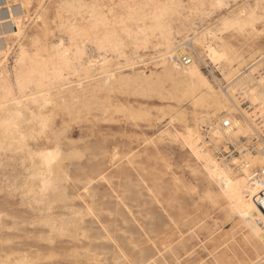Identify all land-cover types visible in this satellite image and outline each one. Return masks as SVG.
Here are the masks:
<instances>
[{"label": "bare ground", "instance_id": "bare-ground-1", "mask_svg": "<svg viewBox=\"0 0 264 264\" xmlns=\"http://www.w3.org/2000/svg\"><path fill=\"white\" fill-rule=\"evenodd\" d=\"M6 1L7 3H10V2L19 3L21 5L19 7L20 9L22 8L21 9L22 11L21 10L16 11L15 9V13H14L12 11L10 12V9L12 7L10 9L8 8L9 13L11 14H8L9 16L7 15L6 18L11 17L15 21L14 23H15V26H17V29L13 30L14 29L13 28L11 30L8 29L6 31L7 34L5 35L6 36L5 43L2 42L1 41L2 39L0 38L1 39L0 40V101H5L6 90L11 88L15 84L18 77L21 79V81H23L27 77L31 76L32 74L35 73L38 75L42 71L41 62L37 60L36 55L33 52L34 37L38 35L44 36L47 33L54 32V29H55V31L58 33V37L54 38L53 36H49V39L55 40V42L58 43L59 42L58 38L61 37L62 35L61 27L63 29V32L66 33L67 30L72 25H76L80 28H85V29L90 28L92 26V22L90 21V16H89V9L82 7V5L107 4L111 6V5H117V4H122V3H127V4L175 3L177 5L179 4L189 5V4L196 2V0H53V2L55 1L57 5L54 4L56 7V8L54 7L56 9V12L54 15H51L50 13H48L49 12L48 10H49V6L50 8L52 6L49 5L48 0H6ZM50 1L52 2V0ZM33 2L36 3V6H37L36 8H38L37 12L35 10L36 12L35 16L32 19V22L34 23L33 25H35V28L32 27L31 25L30 28H34V29L28 31L29 29L22 22V17L26 18L29 15V10H30L29 7H32L31 5L34 4ZM232 2L244 3L245 0H232ZM247 2L251 3L254 6L258 2V0H247ZM34 5L33 7H35ZM115 11H117V13H120L123 10L116 9ZM57 12H59V17L57 16ZM189 16H190V13L183 12L182 14L178 13L174 17L171 18V31L173 33L172 39L174 41V47L172 50V54H168L167 46L156 47L155 45L150 47L147 51H145L143 48L139 49L138 51L130 48L125 53H123L121 56H114L113 54L109 53L107 55H104L103 60H100V63L101 65H104L105 70L101 71L98 69L91 78L86 79L84 81L83 88L79 87L78 81L73 80V87L66 90L65 93L60 97L59 102L57 103L56 107L50 109L49 112L46 113L48 119L50 120V125H51L50 132L47 138L42 139L39 142L35 140H30L27 144H24L20 142L19 138L14 139L11 135L6 134L3 128H0V155L10 152L11 153L10 158H13L14 160L18 159L20 162L19 165L22 167L23 170L22 172H19L18 174H21V175L25 174L24 175L25 179L23 180V182L21 181L22 183L20 182V185H17L19 181L15 182L16 183L14 184L15 188L18 189L20 187L22 188V191H27L28 194L32 196V199L34 200V202L42 204L46 206L48 210H51V208H53L51 207V204H52L51 202H53V200L51 199L55 198L56 200V197L54 196L55 195L57 196L58 195L57 193L61 195V198H59L60 197L59 195L57 196L59 199H66V198H62L63 192L66 191V187L63 182L64 181L67 182V180L71 178L70 174L72 171H70V168H69V164H71L70 162L76 158L79 159L84 156L83 152L76 150L75 146H72L71 138L69 140L68 135H67L68 128L65 126L64 127L60 126L61 127L60 128L58 126L59 125L57 122L58 117L61 118L60 119L61 123L63 125L67 123L68 127H70L69 122L71 121L79 122V121H83V119L85 120L88 118L90 119V117H95V118L98 116L106 117L113 109H115V112H117L116 109L119 110L118 107L122 105V103H120L121 101L120 98L116 97L118 94L119 95L127 94L126 96L128 97H132L134 95L135 97L138 96L137 98L157 97L161 99L162 101H171L175 103L176 105L170 104L168 106H164L167 108L159 109L160 116L157 117V120L160 121L166 118L168 122L164 125L162 131L159 132L158 140L164 141V142L174 141L172 139V134L178 129L176 125H173L172 129L169 130L168 123L170 119L172 118V116L175 114L177 117V124H179L180 120L182 119L185 124H187L189 127L198 131V137H199L200 143H202L201 148L203 149L205 156L210 157L214 165H219L221 169H225L226 173L228 174V178L233 180L234 184L236 181H240V184L238 185L236 189V192H237L236 199L230 200L227 197L219 195V179H220L219 176H217V178L213 180L208 175V173L204 171L202 164H200L199 167H195V169L193 170L197 173H201L207 179V182H208L207 189L208 190L206 188L205 189L208 192L209 191L212 192L213 194L212 197H208L211 203L215 206H219V208L224 212L227 219L236 221L237 222L236 225H239L241 227L239 231L240 234L236 232L230 235V239H232V242H234V246L231 248V250L228 248L222 251L221 253H219L217 250L221 248L226 241L220 244L215 242L213 249L209 252V255H211L212 257L209 263L210 264H251V262L257 258L258 254H264V245H262L261 240L257 235V233L259 232H264V221L259 219L261 215L262 207H260L257 202L258 197L261 195L262 192L256 189V185L259 184L261 180L254 179L251 176L253 171L259 168H264V166L261 165V161H264V93L261 92V88L264 87V85H261L260 83L261 79H264V70H263L264 50H260V45H259L260 41H258V39L260 40L262 36L260 35L244 36V37L238 36L234 41L231 42V47L235 49V51L230 55V58L227 60L217 59L214 62L210 57L202 54L204 50L201 48L200 44L198 43V40L201 39L203 36V32L207 30L206 25L204 24L203 21H201L200 23H197L195 18H192L190 20ZM52 21H56V23L53 24ZM11 24L13 23L11 22ZM44 24L48 25V28L46 31L44 29ZM259 31L260 29L258 28L257 32ZM198 33L200 34L199 36H198ZM100 35H103V28H101L100 30ZM10 39L17 40L16 47H14V45L11 44L13 41L10 43ZM162 43L166 44V41H163ZM49 47L51 46L49 45ZM88 47L92 48L93 45L89 44ZM189 49L195 52L199 60L203 62L205 65H207L205 63L206 60L209 61L210 64H212L215 67L216 71L219 72L220 77L215 75L212 71H211V75L204 73V71L202 70L203 67L201 68L200 63L192 55ZM101 55L103 54L97 52L96 58L99 59ZM125 55L128 56L129 59H124ZM148 55L150 57L146 58ZM185 55H189V57H191V60H190L191 65H188L187 63L183 61V56ZM11 56L13 59L12 64L9 63ZM165 56L167 59L166 67H165V60L162 59V57H165ZM105 60L107 61L106 65H105ZM148 61H149V64H151L152 66L154 65L153 68L149 69V74L145 71L144 69L145 67L144 68L140 67ZM175 65H179V70L176 69ZM193 68H195L196 70L195 74L192 71ZM18 92H19V89H17V93ZM128 94L132 96H129ZM124 96H123V99H125ZM245 102L250 103V106L248 108L243 106V103L246 104ZM123 104H124V101H123ZM187 105L192 110L190 111L192 112L191 113L192 117L189 118L190 120L188 119L189 116L187 117V114L189 112L188 108H185V106L187 107ZM122 107H121V110H119L120 112H122ZM130 107L134 109V107L132 106ZM130 107L127 106L128 109ZM127 108H124V109L127 110ZM124 109L122 113L127 114L125 113ZM128 111H130L131 116L132 115L134 117L140 116L141 118V115H142L141 112L143 110L139 112V114L141 113V115L136 113L135 109H134L135 112L132 110H128ZM113 113H110V114L114 115ZM5 116H6V112L0 109V119L4 118ZM145 116L147 117V122L148 120L149 121L152 120V116L150 112L145 114ZM145 116L143 114L142 118L143 117L145 118ZM113 118L111 117L110 120H112ZM226 119H230L232 122L231 126L228 128H224L222 126V123ZM165 132H168L169 134L164 137H161L160 134L165 133ZM90 134L92 135V132ZM49 141H51V143H49ZM153 142L155 141H152V143ZM37 144L40 150L58 149L62 156L61 163L56 167V175L63 182L59 184V191L51 192L46 197H41L38 195L39 187H38L37 181L32 179V177L38 173L39 161H37L34 164L33 162L34 157L32 154L29 153L28 149L32 148L33 152H35L37 150ZM180 144H183V143L180 142ZM231 145L235 149V151L239 153V155L235 156L233 153L232 155L226 154L227 152L230 151L229 146ZM8 157H9V154H8ZM113 157H117V151L114 152ZM127 159H128L129 164L133 163L134 159H133V155L131 152L128 155ZM118 160H120V158ZM67 161L69 164L67 163ZM115 161L117 162V159ZM10 164L11 163L9 162L8 165ZM0 165L8 167V165H6L5 163H2V160H0ZM125 174H128V173H125ZM99 176L100 178L96 177L95 179L99 180V179L106 178L107 180V177H105L103 171H100ZM22 177L21 179H23ZM114 178H117V176ZM93 180L94 179L92 178L88 180L86 183H83L84 185H82L81 190L78 191L77 197L84 198V195L85 197L86 195H90V196L92 195L91 192L94 188L92 189L91 184ZM10 182H11V179H10ZM76 182L79 183V181L77 180ZM158 185L160 187L159 183ZM85 187L89 189L88 192L84 191ZM249 189H251V191H249ZM94 191L92 192L93 195H94ZM252 192H256L255 197H253ZM66 195L63 197H66ZM73 200L75 199H72L71 201ZM58 201H61V200H58ZM164 201L166 200L164 199ZM248 202H252L256 205L257 211L255 215H253L251 209L247 207ZM56 203L58 204V202ZM64 205H66V203H64ZM35 208H32V209H35ZM47 208H46V211H48ZM242 211L248 212V215L247 216L241 215ZM117 216H119V214ZM31 217H35V216H31ZM41 218L45 219L44 216L43 217L41 216ZM55 219L47 217L45 220L46 224L51 226L52 231L58 230L59 232L61 231V233L62 231H66L65 235L69 236V233H67V230L70 229V227L73 229L74 227L72 226L74 225L68 227L69 223L68 224L65 223L66 221L68 222V220L60 223L59 219L58 220H55ZM67 219H70V218H67ZM71 219L72 220L70 222L74 221L76 218H74V220L73 218ZM77 222H78V219H77ZM180 223H181V220H180ZM206 233H209V231H206ZM72 234H71V237L73 236ZM74 234H77V233L74 232ZM44 239L46 238L44 237ZM13 241H15V239ZM182 244L184 248L187 247L185 243H182ZM162 246H164V244ZM238 247L245 248V250L241 252L242 256L238 255V250H239ZM170 250H172L174 254L176 253L174 252L175 251L174 247L171 248ZM141 252H142L141 256L143 258L144 264L145 263L155 264L157 262L158 252H156L157 254L154 253L150 255L143 251ZM122 255L124 256V254ZM175 255H177V253ZM77 256H78V253H77ZM50 257H51V254H50ZM3 258H1V260ZM114 258H116V256ZM119 258L120 257L117 256L114 264H121L120 263L121 261L119 260ZM176 260L179 261V258H176ZM30 262L28 261V263L26 262V264H30ZM9 264H13V263H9ZM21 264H25V263H21Z\"/></svg>", "mask_w": 264, "mask_h": 264}, {"label": "rangeland", "instance_id": "rangeland-1", "mask_svg": "<svg viewBox=\"0 0 264 264\" xmlns=\"http://www.w3.org/2000/svg\"><path fill=\"white\" fill-rule=\"evenodd\" d=\"M48 1L49 5L52 6L50 8L48 5V13L54 15L56 12L54 4L57 5V3H55V1L53 2V0L52 2L50 0ZM0 3V38L2 39L0 40L5 43L6 31L13 28V30L17 29L14 23L15 21L11 17L6 18L8 14H11L8 8L10 9L12 7L10 12L12 11L14 13L15 9L16 11H20L22 8L20 9L19 6L21 5L19 3H7L6 0H0ZM33 3L35 5L32 4V7H29V15L26 18L22 17V22L29 29L28 31L35 28L32 19L38 8H36V3ZM33 5L35 7H33ZM11 22L13 24H11ZM31 25L34 28H30ZM54 32L55 36L53 37L57 38L58 33L55 29ZM258 41H260V50H264V37H261ZM10 43L14 45V47L17 46V40L10 39ZM190 52L198 60L201 68L203 67L202 70L204 73L211 75L212 71L215 75L220 77L219 72L216 71L215 67L210 64L209 61L206 60L205 63L207 65H205L199 60L195 52L192 50H190ZM149 57L148 55L146 58ZM12 62L13 59L11 56L9 63L12 64ZM140 67H145V71L149 74V69L153 68L154 65L152 66L148 61ZM118 95L116 97L120 98V103L123 105L122 107L120 104L121 106L118 107L119 110H121L122 107L123 112V109L127 108V106L134 107L138 114L142 110H146L145 112H141L142 115L144 114L145 116V114L150 112L153 122L152 120H148L147 122V117L145 116L143 119L141 113L139 114L141 118L140 116H136L138 118L133 115L131 116L130 111H128H134L131 107L129 109L127 108V110L124 109L127 114L120 112L118 109H116L117 112H115V109H113L110 113L114 111V115L109 113L106 117L98 116L96 118L90 117V119H83V121L79 122L71 121L69 122L70 127H68L67 123L63 125L60 120L61 118L58 117V126H65L68 128V139L70 140L71 138L72 146H75L76 150L83 152L84 156L72 160L70 162L71 164L67 161L70 171H72L70 174L71 178L68 179L67 182H63L66 191H62V198H66L67 200L59 199L61 195L57 193L60 197L58 198V195H55L54 197H56V200L55 198L51 199L53 200V202H51V207H53L51 210H48V208L42 204L34 202L32 196H30L27 191H22V188H18V186V189L15 188V182L19 181L17 185H20V182H23L25 179V174H18L23 170L19 165L20 162L18 159L17 161L16 159L10 158V152L0 155L2 163L6 165H8L9 162L11 163L8 167L0 165V260L4 257L0 264H26L28 261H32L30 264H114L117 256L120 257L119 260L121 264H129V262H131V264H144L141 251L149 255L158 252L159 255L156 253L158 258L155 264H210L209 262L212 257L209 255V252L213 249L215 242L220 244L226 241L223 244L224 247L222 246L217 250L219 253L228 248L231 250L234 246V242L230 239V235L236 232L240 234L239 231L241 227L236 225V221L227 219L219 206L213 205L209 198L204 195L208 192V182L201 173H198V175H193V173H191L194 172L193 170L195 167H199L201 164L192 155L191 149L180 144V142H164L158 140L159 132L162 131L164 125L168 122L166 118L160 121L157 120V117L160 116L159 109L167 108L164 106L170 104H176L171 101H162L157 97L137 98L138 96L135 97L129 94L128 95L132 97L126 96L127 94H124L125 96L123 94ZM123 96L125 99H123ZM245 103L246 104L243 103V106L248 108L250 103ZM185 108H188L189 112L192 111L188 105L187 107L185 106ZM189 112L187 114V117L189 116L188 119L192 117V112ZM111 117L114 118L110 120ZM87 124L90 125L88 126ZM91 132L92 135L90 134ZM152 141L155 142L152 143ZM200 144L202 145V143ZM116 151L117 162L115 161L116 159L113 160L112 158ZM130 152L134 159L132 164H129L127 159ZM234 155H239V153L237 152ZM119 158L120 160H118ZM100 171H103L107 180L106 178L99 180L95 179L96 177L100 178ZM116 176L117 178H114ZM21 177L23 179H21ZM92 178L94 179L91 184L92 189L94 188L92 192L96 189L94 195L91 192L94 197L92 195V197L90 195H86V197L84 195V198L77 197L78 191H80L82 185H84L83 183H86ZM76 180L79 181V183L76 182ZM193 189L196 191L194 192ZM65 195L66 197H63ZM72 199L75 200L71 201ZM164 199L166 201H164ZM56 202H58V204ZM64 203H66V205H64ZM88 205L91 206L89 207ZM46 208L48 211H46ZM89 208L93 209L92 215L88 214L87 210ZM118 214L119 216H117ZM41 216H44L45 219L41 218ZM47 217L52 219L56 218L55 220L59 219L60 223L68 220V222L66 221L65 223H69L68 227L74 225L72 226L74 228L72 229L70 227V229L67 230L69 236L65 235L66 231H62L61 233V231L53 230V232L51 226L46 224L45 220ZM71 218H73V220L74 218L76 219L70 222L72 220ZM206 231H209V233H206ZM74 232L77 234H74ZM71 234L73 235L72 237L75 236L76 238H72ZM44 237L46 239H44ZM12 238L13 240L15 239V241H13ZM182 243H185L187 247L184 248ZM163 244L164 246H162ZM170 247H174V252H176L177 255L170 250ZM238 248V255L242 256L241 252H243L245 248ZM122 254H124V256ZM115 256L116 258H114ZM176 258H179V261L176 260Z\"/></svg>", "mask_w": 264, "mask_h": 264}, {"label": "snow or ice", "instance_id": "snow-or-ice-1", "mask_svg": "<svg viewBox=\"0 0 264 264\" xmlns=\"http://www.w3.org/2000/svg\"><path fill=\"white\" fill-rule=\"evenodd\" d=\"M82 7L89 9L92 26L85 29L72 25L66 33L61 27L62 35L58 38V43L49 39V36H55V32L34 37L33 52L41 62L42 71L38 75L32 74L23 81L18 77L15 84L6 90L5 101H0V109L6 112V116L0 119V128L14 139L19 138L24 144L30 140L39 142L48 137L51 125L46 113L56 107L66 90L73 87V80L78 81L79 87L83 88L84 81L91 78L98 69L105 70L104 65L100 63L104 55L111 53L114 56H121L130 48L137 51L143 48L147 51L153 45L167 46L168 54H172L174 41L171 18L178 13L188 12L190 20L195 18L197 23L204 22L207 30L203 32L198 43L204 50L202 54L214 62L217 59L230 58L235 51L231 47V42L238 36L264 37V0H258L254 6L247 0L244 3H233L232 0H196L189 5L122 3L111 6L91 4ZM116 9L123 11L117 13ZM57 16L59 17V12ZM52 23L55 24L56 21ZM47 28L48 25L44 24L45 31ZM101 28L103 35H100ZM163 41H166V44L162 43ZM89 44L93 47L89 48ZM97 52L103 54L99 59L96 58ZM124 59L129 57L125 55ZM162 59L165 60L166 67V56ZM187 64L191 65V61H187ZM175 67L179 70V65ZM192 71L195 74V68ZM260 83L264 85V79H261ZM261 92L264 93V87L261 88ZM173 125H176L178 130L172 134V139L190 148L192 155L213 180L219 176V195L235 200L240 181L234 184L233 180L228 178L225 169L214 165L211 158L205 156L197 130L189 127L182 119L177 124L175 114L168 123L169 130ZM168 134L165 132L160 135L164 137ZM28 151L34 157V164L39 161L38 173L32 177L37 181L38 195L46 197L51 192L59 191V184L63 182L56 175V167L62 161L59 150H40L37 144L35 152L32 148ZM115 159L116 157H113V160ZM261 165L264 166V161H261ZM193 175L198 173L194 171ZM256 189L264 193V180L256 185ZM84 191L88 192L89 189L85 187ZM204 195L212 197L213 194L209 191ZM252 195L255 197L256 192H252ZM259 203L264 204V194L260 196ZM247 207L255 215L256 205L248 202ZM87 211L89 215L93 214L91 208ZM241 215L247 216L248 212L242 211ZM259 219L264 221V210H261ZM257 235L264 245V232ZM251 264H264V254H258Z\"/></svg>", "mask_w": 264, "mask_h": 264}, {"label": "built area", "instance_id": "built-area-1", "mask_svg": "<svg viewBox=\"0 0 264 264\" xmlns=\"http://www.w3.org/2000/svg\"><path fill=\"white\" fill-rule=\"evenodd\" d=\"M190 60H191V57H189V55H185V56H183V61H184L185 63H187V61H190ZM231 124H232L231 120H230V119H226V120L222 123V126H223L224 128H228V127L231 126ZM229 150H230V151L227 152L226 154H231V155H232V153H233V154L237 153V152L235 151V149L232 147V145L229 146ZM251 176H252V178H254V179H259V180H261V181L264 180V168H259V169L255 170V171H253L252 174H251ZM262 194H264V193H261V195H262ZM261 195H260V196H261ZM260 196L258 197L257 202H258L259 206L262 207V210H264V204H260V203H259Z\"/></svg>", "mask_w": 264, "mask_h": 264}]
</instances>
